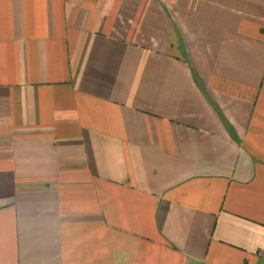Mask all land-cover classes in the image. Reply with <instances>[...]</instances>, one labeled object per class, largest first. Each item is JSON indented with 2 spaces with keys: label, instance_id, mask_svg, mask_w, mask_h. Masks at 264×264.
Wrapping results in <instances>:
<instances>
[{
  "label": "crops",
  "instance_id": "0c3cea01",
  "mask_svg": "<svg viewBox=\"0 0 264 264\" xmlns=\"http://www.w3.org/2000/svg\"><path fill=\"white\" fill-rule=\"evenodd\" d=\"M0 264H264V0H0Z\"/></svg>",
  "mask_w": 264,
  "mask_h": 264
}]
</instances>
